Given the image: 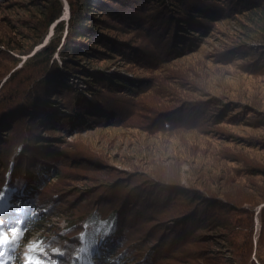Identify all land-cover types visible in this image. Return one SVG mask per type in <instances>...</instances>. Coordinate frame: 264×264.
I'll return each mask as SVG.
<instances>
[{"label": "trees", "instance_id": "trees-1", "mask_svg": "<svg viewBox=\"0 0 264 264\" xmlns=\"http://www.w3.org/2000/svg\"><path fill=\"white\" fill-rule=\"evenodd\" d=\"M2 1L1 5H8L14 0H0V3ZM30 1L35 4L37 0ZM67 1L70 15L65 33L64 21L59 20L54 26L55 36L22 61L21 56L31 52L49 24L62 13L61 0H46L41 3H46V9L39 7L40 25H30L42 31L30 36L28 45L19 40L14 45L0 46V192L9 194L12 204L1 220L5 225L15 223L20 234L23 228L20 221L25 223L26 219L30 221L25 227L28 232L40 231L33 239L30 260L26 264H56L57 261L59 264H87L88 259L92 264H156L154 253L166 246L168 233L162 236L166 230L159 225L154 232L159 236L153 238L149 232L144 241L142 236L146 233L142 228L170 219L167 223L170 241L183 239L203 243L206 229L213 234H222L221 229L231 227L234 231L231 221L236 213L247 217V233L242 244L230 241L228 252L224 254L202 253L204 249L200 247L198 252L187 250L184 252L189 258L187 264H264V204L258 211L257 249L260 250L255 251L252 207L258 202L241 203L232 198L236 192H200L181 188L179 182L166 177L139 176L132 178H153L157 184L171 190L170 195L144 193L133 200L137 202L133 203L135 206L129 201L123 204L122 198L112 192L118 185L125 188L135 181L129 179L116 184L113 190L106 189L109 184L96 193L84 195L79 189L66 201L58 199L63 193L64 180L71 175L64 169L65 164L77 169L95 166L90 157H80L73 150L67 152L64 148L68 146L62 147L61 135L97 124L123 122L134 106L128 100L153 83L137 70L124 74L111 69L112 65L127 63L135 68H154L170 57L193 51L208 24L224 13H250L264 29V0ZM259 34L260 46L252 48L259 65H264V32L259 31ZM191 104L197 108L194 110ZM236 107L242 108L218 101L214 111L206 115L204 103L185 102L170 111V117L164 120L180 121L192 128L203 120L205 123V119L209 122V117L217 122L228 118L237 121L238 111L233 109L239 110ZM160 115L161 112L156 111V117ZM205 129L208 128H202ZM114 176L131 175L119 171ZM53 178L59 181L48 188ZM161 182L170 186L165 187ZM83 188L89 192V188ZM79 193L82 197L76 200ZM146 196L165 199L164 204L149 208L142 204ZM149 214L155 215L150 221L145 219ZM172 216L181 221L171 223ZM53 217L66 219V225L55 224L52 228L45 225ZM27 234L24 233L23 238L26 239ZM140 241L151 244H146L147 249H140ZM9 244L16 243L12 240ZM85 247L88 253L80 251ZM0 248L10 253L7 245ZM252 254L255 255L253 260L250 259ZM13 264L21 263L18 260Z\"/></svg>", "mask_w": 264, "mask_h": 264}, {"label": "rangeland", "instance_id": "rangeland-1", "mask_svg": "<svg viewBox=\"0 0 264 264\" xmlns=\"http://www.w3.org/2000/svg\"><path fill=\"white\" fill-rule=\"evenodd\" d=\"M43 1L46 2L37 0L33 4L30 0H14L8 5H1L4 1L0 3V46L7 43L14 45L19 40L28 45L31 42L29 37L42 31L35 30L30 25H40L39 7L46 9V3L41 4ZM61 1L64 8L62 16H67L69 3L67 0ZM243 12L221 14L222 16L208 24L206 32L200 34L193 51L170 57L154 68H135L127 63L112 65L111 69L124 74L137 70L151 78L153 83L128 100L134 106L123 122L97 124L61 135L62 147L67 145L68 149L63 147L67 152L71 153L69 150H73V153L80 154V157H90L95 166L88 165L77 169L65 164L64 169L70 171L71 175L64 180L59 202L70 199L79 189H82L84 195H89L109 184L106 189L113 190L111 188L116 184L129 179L135 181L125 188L118 185L115 192H112L122 198L123 204L127 201L131 202V205L136 204L133 200L144 193L170 195L171 190L163 188L153 178H132L139 176L166 177L179 182L181 188L197 189L200 192H236L232 198L241 203L253 201V205L258 202L252 207L253 237L255 251L260 250L257 249V236L260 228L258 211L264 204V119L261 120V116H264V65H259L252 47L260 46L259 31L264 32V29L256 24V19L251 18L250 13ZM56 24L55 20L47 28V34L51 33L48 39L55 36ZM66 24L67 21L64 20V33ZM119 60L123 61L121 58ZM195 101L204 103L206 115L214 111L218 101L231 102L233 106L239 105L242 108H233L238 111L237 121H230L228 118L217 122L213 117H209V122L205 119V123L203 120L193 128L180 121L164 120L170 117V111H174L181 104ZM191 107L194 110L197 108L193 104ZM156 111L161 112L159 117H156ZM203 127L208 129L203 131ZM74 160L77 161L76 158ZM60 161L61 159L58 160ZM119 171L129 172L131 176L115 177ZM57 181L58 178L51 179L47 187L53 186ZM162 184L165 187L170 186ZM83 187L89 188V192ZM81 197L82 194L79 193L76 200ZM10 199L9 194L1 191L0 209L5 208L3 211H7L12 205ZM164 200L146 196L142 204L149 208L160 207ZM2 217L0 215V218ZM154 217L155 215L149 214L145 219L150 221ZM246 219L245 215L236 213L231 221L234 231L231 227L227 230L221 229L222 234H213L214 232L206 229L207 234L202 237L203 243L183 239L180 242L170 241L167 224L170 219H166L163 224L156 223L154 227L142 228L141 231L146 233L142 240L145 241L149 232L153 238L158 237L159 233L154 232L160 228L159 225L164 226L166 231L162 236L168 233L166 246L154 253L156 264H187L188 256L184 254L187 250L198 252L200 247L204 249L202 253L212 252L213 255L228 252L230 241L240 246L247 233ZM28 221H20L23 224L22 234L16 229L15 223H9V226L12 225L16 229V240L12 239L11 227L0 226V230L9 236V241L14 240V243L20 244L12 247L13 255L10 259L7 255L0 257L3 258L1 262L4 264H13L18 260L21 264H26L29 259L30 246L40 231L28 232L25 229ZM178 221L181 220L174 219L171 223ZM66 223L64 218L53 217L49 222H45V225L52 228L55 224L62 227ZM24 233H29L26 239L23 238ZM223 238H226V241ZM144 241H140V249H147L146 244H151L148 241L145 244ZM95 255L101 256L100 253ZM254 257L252 254L250 259L253 260Z\"/></svg>", "mask_w": 264, "mask_h": 264}, {"label": "water", "instance_id": "water-1", "mask_svg": "<svg viewBox=\"0 0 264 264\" xmlns=\"http://www.w3.org/2000/svg\"><path fill=\"white\" fill-rule=\"evenodd\" d=\"M63 6H62V12H64L63 11ZM69 15H70V12H69V8H67V16L66 15H63L62 16V13H61V15H60V17L56 20V23L59 21V20H62V21H64V20H66V21H68V19H69ZM67 25V24H66ZM49 26H50V24H49ZM48 26V27H49ZM53 26H51V28H52ZM67 29V28H66ZM65 29V30H66ZM66 32V31H65ZM51 35V33L49 34H47V32H46V34L42 37V40L39 42V43H37L35 46H34V48L31 50V52L29 53V54H25V55H22L21 56V59H22V61L25 59V58H27L28 56H30V55H32L37 49H39L41 46H43L44 44H46L47 42H48V38H49V36ZM46 39V40H45Z\"/></svg>", "mask_w": 264, "mask_h": 264}, {"label": "snow or ice", "instance_id": "snow-or-ice-1", "mask_svg": "<svg viewBox=\"0 0 264 264\" xmlns=\"http://www.w3.org/2000/svg\"><path fill=\"white\" fill-rule=\"evenodd\" d=\"M11 232H12V239H16V229H11ZM8 240H9V236L6 234V232L3 230H0V246L6 244ZM80 251L84 253H88L89 249L85 247V248H81ZM4 255H5V252L2 249H0V257ZM0 264H3V262H0ZM56 264H59V261H57ZM87 264H92V260L88 259Z\"/></svg>", "mask_w": 264, "mask_h": 264}, {"label": "bare ground", "instance_id": "bare-ground-1", "mask_svg": "<svg viewBox=\"0 0 264 264\" xmlns=\"http://www.w3.org/2000/svg\"><path fill=\"white\" fill-rule=\"evenodd\" d=\"M66 12H67V10H66Z\"/></svg>", "mask_w": 264, "mask_h": 264}]
</instances>
